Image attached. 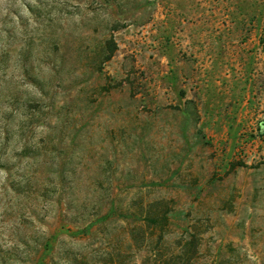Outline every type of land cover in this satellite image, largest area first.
I'll return each mask as SVG.
<instances>
[{
	"label": "rangeland",
	"instance_id": "rangeland-1",
	"mask_svg": "<svg viewBox=\"0 0 264 264\" xmlns=\"http://www.w3.org/2000/svg\"><path fill=\"white\" fill-rule=\"evenodd\" d=\"M0 264H264V0H0Z\"/></svg>",
	"mask_w": 264,
	"mask_h": 264
}]
</instances>
